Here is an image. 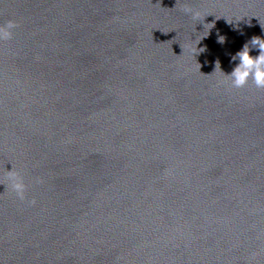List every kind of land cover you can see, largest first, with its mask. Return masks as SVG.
I'll return each instance as SVG.
<instances>
[{
    "label": "water",
    "instance_id": "95a60500",
    "mask_svg": "<svg viewBox=\"0 0 264 264\" xmlns=\"http://www.w3.org/2000/svg\"><path fill=\"white\" fill-rule=\"evenodd\" d=\"M9 20L0 264H264V89L228 76L264 0H0Z\"/></svg>",
    "mask_w": 264,
    "mask_h": 264
},
{
    "label": "clouds",
    "instance_id": "9594fccd",
    "mask_svg": "<svg viewBox=\"0 0 264 264\" xmlns=\"http://www.w3.org/2000/svg\"><path fill=\"white\" fill-rule=\"evenodd\" d=\"M186 12H191V9H185ZM193 17H198V13H192ZM17 27L14 21H7L5 25L0 26V41H7L11 39L14 29ZM262 29L264 25L261 24ZM226 41L225 36L217 34V43L223 46ZM251 49H258L259 55H250ZM203 51V49H201ZM232 61H239L228 75L231 78V85L234 88L244 87L249 80L259 89H264V39L261 37H252L250 41L246 42L243 48L235 55L231 56ZM219 63V62H217ZM217 65V64H216ZM7 186L11 188L17 199L20 201L26 200L27 185L25 184L23 176L14 171H7L6 174ZM29 204L34 205L35 200L28 201Z\"/></svg>",
    "mask_w": 264,
    "mask_h": 264
}]
</instances>
